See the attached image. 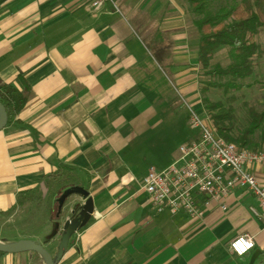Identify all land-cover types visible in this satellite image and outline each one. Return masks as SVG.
<instances>
[{
    "label": "crops",
    "instance_id": "0c3cea01",
    "mask_svg": "<svg viewBox=\"0 0 264 264\" xmlns=\"http://www.w3.org/2000/svg\"><path fill=\"white\" fill-rule=\"evenodd\" d=\"M168 1L0 0V79L31 89L0 131V241L59 252V236L47 237L68 183L88 191L93 214L56 264H264V209L245 188L197 197L196 218L156 212L142 190L147 159L160 171L176 158L164 146L185 104L199 112L198 40ZM77 204L73 195L64 210ZM244 234L254 249L237 257L229 244ZM0 264L44 262L26 251L0 253Z\"/></svg>",
    "mask_w": 264,
    "mask_h": 264
},
{
    "label": "built area",
    "instance_id": "2783aa9c",
    "mask_svg": "<svg viewBox=\"0 0 264 264\" xmlns=\"http://www.w3.org/2000/svg\"><path fill=\"white\" fill-rule=\"evenodd\" d=\"M111 0H92L99 7ZM188 123L195 130L196 137L178 148L177 156L162 170L150 168L143 178L142 190L156 212L171 215L185 211L190 218L199 215L197 197L208 201L220 202L236 188H245L256 197L264 209V146L257 150L240 149L234 143L218 137L211 124L189 109ZM255 170L261 171L258 178ZM222 209H225L221 205ZM251 241L253 237L239 235L230 241V252L237 256L233 244L241 239Z\"/></svg>",
    "mask_w": 264,
    "mask_h": 264
},
{
    "label": "trees",
    "instance_id": "16d2710c",
    "mask_svg": "<svg viewBox=\"0 0 264 264\" xmlns=\"http://www.w3.org/2000/svg\"><path fill=\"white\" fill-rule=\"evenodd\" d=\"M191 2L194 11L202 13L204 6L200 0H191ZM194 24L199 34L197 62L204 75L212 79L228 78L227 82L230 86H234L232 81L253 77L255 62L261 59L262 55L261 47L256 43L255 38L264 32V0H241L238 5L219 15L200 17ZM223 48L228 49L231 63L226 67L210 66V60L215 52ZM19 81L21 90L0 79V103L6 111L7 124L14 121L31 94L30 86L25 80L20 77ZM212 86L222 85L212 84ZM225 86H228V83ZM243 88V85L237 86V89ZM201 104L210 114L211 127L218 137L234 143L240 149L257 150L260 146L253 142V136L257 133L260 144H264V110L258 112L254 106L249 107L247 111L250 125L242 134L235 136L233 107L224 108L221 103H212L204 97L201 98ZM67 184L63 183L62 190L69 186Z\"/></svg>",
    "mask_w": 264,
    "mask_h": 264
},
{
    "label": "rangeland",
    "instance_id": "374dc122",
    "mask_svg": "<svg viewBox=\"0 0 264 264\" xmlns=\"http://www.w3.org/2000/svg\"><path fill=\"white\" fill-rule=\"evenodd\" d=\"M203 3V11L202 13H198L194 11V5L192 4L191 0H174L176 6V12L179 17L182 18L185 27L189 30L191 38L198 40L199 34L197 32L195 22L202 16L210 15L215 16L219 15L221 12L230 9L233 6L239 4L241 0H200ZM171 5V1H168ZM119 9V7H118ZM120 13H122L120 11ZM147 17V16H146ZM153 19V18H151ZM149 20L151 24L153 20ZM157 23L159 24V19L156 18ZM154 35V34H152ZM161 34H159L160 36ZM255 41L258 45H260L262 54L264 47V32H261L258 36H256ZM263 55H261V59L255 62V69L254 75L250 79L246 80H238L232 81L234 82V86H230L229 82H227L228 78H214L212 79L210 76H206L203 74L202 71L198 68V72L192 70L195 73L194 83L196 85V89L194 88V94H196L194 101H192V105H199L198 114L200 117H203L211 124L210 121V114L206 112L204 106L201 104V98H207L210 102L216 103L219 102L222 104L224 108L229 106L233 107L234 115H235V129L236 133L234 132L235 136L242 134V132L249 127L250 125V118L248 115V108L254 106L258 112H262L264 110V60ZM231 63V58L229 56L228 49H219L215 52L212 59L210 60V66L219 65L221 67H226L228 64ZM194 75V74H192ZM228 83V86L225 84ZM236 83V84H235ZM212 84H219L222 85L221 87L212 86ZM243 85V89H237V86ZM179 100V99H178ZM183 100L180 99L179 102ZM183 104V103H182ZM181 104V105H182ZM184 105V104H183ZM187 106V107H186ZM189 106V107H188ZM189 109L193 110L189 104H185L183 115L184 120H182L181 126L179 128V132L175 130V133L172 134L170 130L169 140L168 143L166 142L164 146V156L171 160V157L178 152V148L185 144L190 138L196 136L195 130L191 129L188 120H189ZM194 111V110H193ZM195 112V111H194ZM188 113V117H187ZM196 113V112H195ZM197 114V113H196ZM253 142L258 144L260 147L258 149L263 148L264 144H260L259 142V135L256 133L253 136ZM143 163V161H142ZM159 162L154 161L153 159H147L144 162V166L142 172H148V170L152 166H158ZM136 172V171H135ZM65 180V179H64ZM63 180V181H64ZM68 200V199H67ZM69 207V206H68ZM66 208L63 209L59 218H55L56 211L54 210L52 217L56 219L53 223V228L50 235L47 237L52 238L54 236H59V240L61 236L65 233L63 230V224L67 219H72L73 217H77L80 214V205L77 204L72 207L71 211L73 210L75 213L73 216L70 215V209ZM38 211V209H36ZM82 229H78V231L72 232L70 235L69 242L74 241L78 233ZM2 241V240H1ZM4 243H10L6 241H2ZM13 243V242H12ZM45 248V247H44ZM46 249V248H45ZM47 250V249H46ZM55 250V249H54ZM53 250V254L51 255L55 259L58 255V248H56V252Z\"/></svg>",
    "mask_w": 264,
    "mask_h": 264
},
{
    "label": "water",
    "instance_id": "95a60500",
    "mask_svg": "<svg viewBox=\"0 0 264 264\" xmlns=\"http://www.w3.org/2000/svg\"><path fill=\"white\" fill-rule=\"evenodd\" d=\"M7 124V115L4 107L0 103V131L5 128ZM73 195L79 196L83 204L80 206V214L72 219H67L63 224V230L65 233L61 238L60 251L57 257L54 259L48 251L38 242L31 240H19L13 243H4L0 241V253H20L31 251L37 253L43 260L44 264H56L62 254L63 247L66 243L67 237L77 229H81L89 222L93 214L92 199L89 197L88 191L80 186H68L64 188L60 195L53 201L56 204V218L58 219L61 215L64 205L67 199ZM70 215H74V211L70 210Z\"/></svg>",
    "mask_w": 264,
    "mask_h": 264
},
{
    "label": "clouds",
    "instance_id": "9594fccd",
    "mask_svg": "<svg viewBox=\"0 0 264 264\" xmlns=\"http://www.w3.org/2000/svg\"><path fill=\"white\" fill-rule=\"evenodd\" d=\"M232 247L238 255L243 256L244 253L252 247V244L251 241H245L242 238L239 242L234 243Z\"/></svg>",
    "mask_w": 264,
    "mask_h": 264
}]
</instances>
